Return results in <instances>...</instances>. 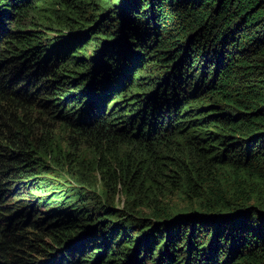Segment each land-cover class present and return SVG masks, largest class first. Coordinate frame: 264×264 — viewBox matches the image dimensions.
I'll list each match as a JSON object with an SVG mask.
<instances>
[{
    "label": "trees",
    "instance_id": "16d2710c",
    "mask_svg": "<svg viewBox=\"0 0 264 264\" xmlns=\"http://www.w3.org/2000/svg\"><path fill=\"white\" fill-rule=\"evenodd\" d=\"M52 251L264 264V0H0V264Z\"/></svg>",
    "mask_w": 264,
    "mask_h": 264
},
{
    "label": "rangeland",
    "instance_id": "374dc122",
    "mask_svg": "<svg viewBox=\"0 0 264 264\" xmlns=\"http://www.w3.org/2000/svg\"><path fill=\"white\" fill-rule=\"evenodd\" d=\"M91 48H89L88 50H90ZM24 203H26V202H24ZM118 203H120V200H118ZM172 203L173 204H175L174 206L176 207V208H179V207H183V206H185L184 205V203L183 202H180L178 199H174L173 201H172ZM19 204V205H18ZM15 205H17V206H15V207H19L20 205H21V203H16ZM56 229V228H55ZM59 229V228H58ZM57 230V229H56ZM46 233H47V231H43V230H41V231H39L38 233H37V235L39 236V237H41L42 239V242H44L45 244H51L50 242H49V237H47L46 236ZM40 242V241H39ZM51 257H54V251H52V252H49L48 254H46V255H44V256H42L41 257V259H40V261H42L41 263L42 264H51Z\"/></svg>",
    "mask_w": 264,
    "mask_h": 264
}]
</instances>
